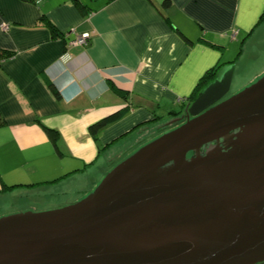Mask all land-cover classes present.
I'll list each match as a JSON object with an SVG mask.
<instances>
[{"label":"crops","instance_id":"0c3cea01","mask_svg":"<svg viewBox=\"0 0 264 264\" xmlns=\"http://www.w3.org/2000/svg\"><path fill=\"white\" fill-rule=\"evenodd\" d=\"M79 1L0 0V49L12 53L0 60V216L30 209L40 189L34 211L76 202L134 126L168 119L209 68L241 44L236 74L249 45L264 40V0ZM72 27L90 32L87 45L63 36ZM121 109L91 135L90 124ZM43 126L58 132L56 147Z\"/></svg>","mask_w":264,"mask_h":264},{"label":"water","instance_id":"95a60500","mask_svg":"<svg viewBox=\"0 0 264 264\" xmlns=\"http://www.w3.org/2000/svg\"><path fill=\"white\" fill-rule=\"evenodd\" d=\"M234 70L221 67L186 105L192 118L126 157L83 199L0 217V264L263 261L264 127L228 149L158 169L184 149L264 122V75L221 100Z\"/></svg>","mask_w":264,"mask_h":264},{"label":"rangeland","instance_id":"374dc122","mask_svg":"<svg viewBox=\"0 0 264 264\" xmlns=\"http://www.w3.org/2000/svg\"><path fill=\"white\" fill-rule=\"evenodd\" d=\"M240 45L237 46L234 55H237L236 53H237ZM249 47H251V48L248 51V54L245 57V59L242 60L241 63L238 62V64H237L239 66L241 65V68L237 69L236 74L233 75L230 89L226 94V96H228V97L240 92L241 90H243L247 86L251 85L252 83L257 81L261 76L264 75V72L262 73L263 70H261V67L264 65V40L261 41V40L256 39L249 45ZM188 103H190V102H188ZM184 109H186V107H183V108L177 110V111H179L177 115L171 116L168 119H166V118L162 119V120L158 121L156 124L151 125V126H147L144 129L140 128L141 125L140 126H138V125L134 126V127L138 126L137 130L134 132L135 128H133L131 131H133L134 133H132V135H130L128 138L123 139V141L118 143L119 145H116L114 147L115 149L112 150V152H111L112 157L111 158L109 157L110 158L109 164L107 165L106 168H104L101 171L100 176H99L100 178L97 182V185L102 181V179L105 177V175L114 166H116L118 163L123 161L126 157L131 155L133 152H135L136 150L145 146L147 143L151 142L152 140H154L158 136L165 134V133L175 129L176 127L180 126L182 124V122L178 123L179 119H177V116L182 114L184 112L182 110H184ZM138 128H140V129H138ZM97 185H95L94 187H91L90 190L87 189L86 191L78 192L76 197H79V199H77V200H80V199H83L84 197H86L89 193H91L97 187ZM42 190L43 189L39 190V192L41 191L39 193L40 194L39 197H38V194H36V192L31 193L33 199L31 202H29L27 204L31 205L32 208L35 207L34 205L37 204V202L41 199V197L42 198L44 197L43 194L41 195V193L44 192ZM50 191H52L53 193L47 194L48 197H45V198L49 199L50 197H54V196L57 197L56 192H59L60 190L57 189L55 191L54 190H50ZM47 202H49V201H47ZM46 203L42 204V205H38L39 210H35V212L59 208V207H54V208H48L47 209V207H52L53 205H57L58 202H49L47 204ZM59 203H61V202H59ZM60 207H62V206H60ZM32 211H34V210H32ZM0 217H2V216H0Z\"/></svg>","mask_w":264,"mask_h":264},{"label":"flooded vegetation","instance_id":"af4514ba","mask_svg":"<svg viewBox=\"0 0 264 264\" xmlns=\"http://www.w3.org/2000/svg\"><path fill=\"white\" fill-rule=\"evenodd\" d=\"M227 97L228 96L225 95L221 100ZM182 111L184 112L178 115L177 119H179L178 123L182 122L183 124L187 119L192 118L193 116L189 115L186 109ZM263 127H264V122L261 121V122H253L251 124H245L243 126L228 130L227 132H224L217 137L214 136L202 143L196 144L193 148H190L187 150L184 149L180 151L179 153L173 155L171 158L166 159L163 162H161L159 164L158 169H160L161 171L170 170V169L177 167L178 165L182 164L185 161L191 160L192 158H197L199 156H205L209 152H212V151L228 149L230 146H232L234 143H236L240 139L245 138L247 135L254 133ZM20 207L18 206V209L9 213L8 215L19 213V212H24V210H22L23 208L22 207L20 208Z\"/></svg>","mask_w":264,"mask_h":264},{"label":"trees","instance_id":"16d2710c","mask_svg":"<svg viewBox=\"0 0 264 264\" xmlns=\"http://www.w3.org/2000/svg\"><path fill=\"white\" fill-rule=\"evenodd\" d=\"M23 1H27V2H32L34 0H23ZM76 4L78 5H81L80 1L79 0H73ZM107 1H111V0H107ZM264 18V12L263 14L261 15V18L260 19H263ZM46 23L51 27V29L53 30V32L57 33V30L56 28L50 24L49 21H46ZM189 41L188 38H185ZM242 52V45L239 47V51L237 53V56L231 60V61H228V62H223V63H219V64H216L215 66H213L212 68H209L205 73L204 75L200 78L199 82L197 83V85L195 86L193 92L189 95L188 97V100L189 102H192L195 97L198 95V93L212 80L214 79L215 75L217 74L218 70L225 66V65H229V64H234L235 63V60L236 58L238 57V55ZM12 53L9 52V51H6V50H2L0 49V60L1 59H5L9 56H11ZM49 87L50 89L52 90V92L56 95V96H59L60 95V91L58 90V88L55 86V84L52 82V81H49ZM127 109H121V110H118L108 116H105L101 119H99L98 121L92 123L89 125L88 129H89V132L91 133V135L94 137L98 134V132L105 126H107L109 123H112L114 122L115 120L119 119L120 117H122L125 113H126ZM179 111L177 110H172L170 111L171 115L172 116H175L178 114ZM142 124H139L138 126H140ZM137 126V127H138ZM44 129H45V132L47 133L50 141L53 143V145L56 147V142H57V139H58V132L52 128H49V127H46V126H43ZM67 175V174H64V176ZM59 178H56V179H53L49 182H54L56 180H58ZM18 184H15V185H12V186H5L2 188V189H10L11 187H14ZM27 185H33V184H27Z\"/></svg>","mask_w":264,"mask_h":264},{"label":"built area","instance_id":"2783aa9c","mask_svg":"<svg viewBox=\"0 0 264 264\" xmlns=\"http://www.w3.org/2000/svg\"><path fill=\"white\" fill-rule=\"evenodd\" d=\"M2 28H6L7 25L5 23L1 24ZM74 34L73 38L70 40L71 43L77 44V45H87L89 42V39L91 37L90 32L84 31L81 33H77L76 29L74 27L69 28L68 30L64 31L63 36L65 38H68L70 34Z\"/></svg>","mask_w":264,"mask_h":264}]
</instances>
